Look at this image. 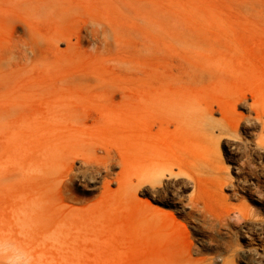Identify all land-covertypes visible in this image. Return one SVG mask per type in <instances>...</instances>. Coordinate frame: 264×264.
Wrapping results in <instances>:
<instances>
[{"label": "rangeland", "instance_id": "1", "mask_svg": "<svg viewBox=\"0 0 264 264\" xmlns=\"http://www.w3.org/2000/svg\"><path fill=\"white\" fill-rule=\"evenodd\" d=\"M262 98L264 0H0V264H264Z\"/></svg>", "mask_w": 264, "mask_h": 264}, {"label": "bare ground", "instance_id": "2", "mask_svg": "<svg viewBox=\"0 0 264 264\" xmlns=\"http://www.w3.org/2000/svg\"><path fill=\"white\" fill-rule=\"evenodd\" d=\"M253 97H254V96H253ZM262 99L264 100V98H262ZM263 100H262V101H263ZM263 104H264V103H263ZM223 115H224V114H223ZM226 116H228V115H226ZM227 118L229 119V122H227L228 124L226 125L225 128H230V127H231L230 125L232 124V123H231V120H230L231 118H230V117H227Z\"/></svg>", "mask_w": 264, "mask_h": 264}]
</instances>
